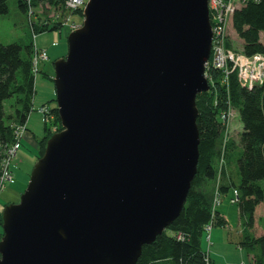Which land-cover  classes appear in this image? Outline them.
Returning a JSON list of instances; mask_svg holds the SVG:
<instances>
[{"label":"water","instance_id":"95a60500","mask_svg":"<svg viewBox=\"0 0 264 264\" xmlns=\"http://www.w3.org/2000/svg\"><path fill=\"white\" fill-rule=\"evenodd\" d=\"M209 0H88L54 62L62 131L4 207L0 264H137L180 215L208 93Z\"/></svg>","mask_w":264,"mask_h":264},{"label":"trees","instance_id":"16d2710c","mask_svg":"<svg viewBox=\"0 0 264 264\" xmlns=\"http://www.w3.org/2000/svg\"><path fill=\"white\" fill-rule=\"evenodd\" d=\"M15 5L30 23L33 42L28 45L0 43V164L10 145L16 142L12 126H25L29 114L34 111L33 58L36 50L40 51L35 48V37L45 32L62 31V21L56 22L48 14L58 9L63 14L65 0H32V6L42 5L43 8V18L37 19L32 18L29 3L25 0H16ZM76 12L81 13L80 9ZM8 14V0H0V17ZM232 29L242 41L241 52L245 56H264V42L260 38L264 34V0L249 1L235 11L232 15ZM226 47L231 48L229 43ZM212 74L215 80L219 78V73ZM215 84L208 93L196 97L199 156L197 173L183 209L179 217L152 244L142 248L137 264H212L206 261L207 255L201 240L204 228L210 221H215L216 226L224 225L217 216L219 213L213 208L214 197L210 187L216 181V167L221 159L226 164H234L239 175V181L235 184L223 167L217 188L221 195H226L231 187L238 194V217L242 228L239 247L252 256L251 264H264V234L258 237L251 234L256 209L262 205L264 210V83L252 89L244 88L233 72L228 78L227 87L221 85L219 80ZM8 99L14 100L11 106L13 113L6 115L4 103ZM228 108L237 111L242 130L238 145L230 142L227 149L223 150L219 144L224 138L225 128L218 116ZM48 116L52 117V124L61 129L55 105L45 115L44 136L39 142L40 151L37 153L39 159L51 135ZM214 211L217 214L213 219ZM2 235L1 230L0 237Z\"/></svg>","mask_w":264,"mask_h":264},{"label":"rangeland","instance_id":"374dc122","mask_svg":"<svg viewBox=\"0 0 264 264\" xmlns=\"http://www.w3.org/2000/svg\"><path fill=\"white\" fill-rule=\"evenodd\" d=\"M82 1L84 2V4H86L88 2V0H82ZM15 3H16V0H8L9 14L7 16L0 17V43L3 45H8V44H12V43L28 45V44H30L31 41L33 42L31 30H30V26H29L30 23H29L28 19L23 14L18 12V10L16 9ZM237 3H240L239 0H232L231 1L232 5H236ZM241 4H242V1H241ZM41 7H42V5L34 6L33 11L35 9L36 12H40L39 8H41ZM45 7L48 8V5H45ZM35 11H34V13H35ZM76 11H74L75 12L74 13V12H71L70 10H64V13L65 12H67V13L62 14L61 9H58V10H51L48 15L51 17H55V18L60 17V19L62 20L61 30L63 31L64 35L68 36L70 33L75 32L78 29H80L82 27V24L84 21L83 16H81V19L76 18V17H72L74 14L78 13ZM80 11L83 15V10H80ZM39 15L42 16V13H39ZM41 18H43V17H41ZM52 33L53 32H45L42 36H40L42 38H40V37L36 38L35 37L36 40L34 41V43H36L38 45L41 42L47 41V37H50V35ZM39 35H41V34H38L37 36H39ZM260 38H261V41L264 42V34L263 33L260 35ZM224 40L229 42V46H231V49L233 51H235L237 53H242L241 52L242 41L236 36V33L233 31L232 19L230 20V18H228L225 22ZM64 42L66 43V46H67V40L63 36L62 39L60 40V46L61 47L65 46ZM67 50H68V47H67ZM60 51H61L60 48L54 49V53H58ZM215 53H219L218 50L215 51ZM215 53H213V55H212V53H210V57H209V61H208L209 65H207V66L210 67L209 62L211 60L213 62V60L215 58H217V56H215ZM53 60H54V57L51 56L50 61L45 62L46 66H47V71H39V69L41 70V63L43 61H39L38 65L36 67V70H35L36 72L33 71L35 74V79L37 80V85H36L37 91L40 92L39 96L43 95L44 90H46V89H51V90L54 89L53 79L55 76H54V64H53L54 61ZM48 70H49V73H48ZM215 71L217 73H219V71H217L216 69H213V68L206 70V72H207L206 77L211 72H215ZM48 75L51 76L52 80H50L48 78L47 79L43 78V77H48ZM211 75H213V74L211 73ZM211 75H209V77H208V80L211 84L210 88L212 86L215 87L216 81L219 80L221 83L223 80V77L220 78V75L218 76L219 78L217 80H215L213 77H211ZM40 78H42L43 81H41L40 84L38 85V80ZM221 85L226 86L224 83H221ZM34 87H35V85H34ZM55 97H56V94L54 92V100H55ZM13 102H14L13 99H8L5 101L4 112L6 115L13 113V109L11 108V106L13 105ZM41 105H42V103L40 102L39 99H36L35 101L33 100V110L34 111H32L29 114V116L32 114L31 115V122H32V124H35L37 126V127H35V130H37V131L39 130V128L41 126L40 125L41 119H42V125L45 123V115L39 113V109L41 108L40 107ZM55 105H56V103L53 104L51 107H55ZM222 113L225 115L224 121L226 122L227 130H226V132L224 131L225 135L223 134V136H225V138H222V141H220V144H219L221 149H222L223 143L226 144V147H228V144L230 142L234 143L235 145H238L239 133L242 130V125H241L240 120H239V115L235 109L228 108L226 111H224ZM222 113L219 114V116H218L220 121H221V117L223 115ZM40 116H41V118H40ZM51 118L52 117L48 116V124H49L50 129H51V131H50L51 135L48 138V140L52 136H54V135H56L62 131V128L58 129L57 126L52 124ZM19 126L20 125H13L12 126L13 130L17 131L19 136L16 138L15 144L10 145V147L8 149V151L10 149L14 150V153L11 157V160H10V163L8 166L10 180L8 181V183L5 184L4 188L0 192L4 191L8 186L14 184L15 182H16V184L17 183L19 184L21 177L30 176L34 165L39 160L37 155H35V152L33 150H31L27 145L21 146L23 139L29 137L31 134L29 135V133H28L29 131L27 130L26 124L24 127L21 126L22 128H20V129L18 128ZM223 127L225 128V126H223ZM14 136H15V134H14ZM31 136H33V135H31ZM43 136H44V129H43ZM40 141H41V139H39V140L36 139V142L38 145L37 153L40 151V146H39ZM47 141H46V144H47ZM16 145H18L17 148H15ZM20 147H21V149H20ZM44 150H45V148H44ZM8 151H7V155L5 157L8 156ZM222 164L223 163L221 162L216 167V170H217L216 181L210 187L212 189L211 191H212L213 197H214V199H213L214 205L213 206H214L215 210L217 211V209H221L224 212L223 213L224 216H223L221 213L218 212L219 213V215H218L214 211L213 219L215 218V216L217 214V216L220 217L221 220L223 221L224 225L223 226H218V225L216 226L215 221L214 222L211 221L210 225H208L204 228L202 240H201V245H202L203 250L206 252V255H207L206 261L208 263H212V264H251V262L248 261L249 258H248L247 252L244 249L239 247V242L242 240V236H241L242 228L240 226V220L238 217V208H237L238 197L236 195L237 192L234 191L233 187H231V188H229L226 195H221V194L219 195L218 193H216L217 188H218V184H219L218 181H219V177H220V165L222 166ZM0 167H1V165H0ZM224 167L227 171L228 176L233 180V182L235 184H237L239 181V175H238L236 166L234 164H228V163L226 164L225 163ZM28 179H30V177ZM27 182H29V181L27 180ZM27 184L23 190V193L27 187ZM17 185H15V186H17ZM8 205H11V204H8ZM8 205H6V206H8ZM13 205H15V204H13ZM1 216L2 215H0V217ZM255 221H256V223L254 224V228L251 231V234H252V236L257 237V236H260L262 234V232L264 231V210H263L262 205H260L256 209ZM1 230L2 229L0 226V233H1ZM1 238L2 237H0V240H1Z\"/></svg>","mask_w":264,"mask_h":264},{"label":"built area","instance_id":"2783aa9c","mask_svg":"<svg viewBox=\"0 0 264 264\" xmlns=\"http://www.w3.org/2000/svg\"><path fill=\"white\" fill-rule=\"evenodd\" d=\"M231 1L232 0L208 1L209 20H210L211 33H212L211 53L213 55V53H215V51L217 50L219 53H215V56H217V58H215L213 62L212 60L210 61V67L207 66L209 65L207 63L206 70L213 68L219 71L220 73H222L224 77L221 83H224L225 85H227V78L233 72H235L239 84L244 88L252 89L255 86L262 85L264 83V56L254 55L252 57H247L243 53H237L233 51L231 48L226 47V45L229 42L224 40L225 22L228 18H230L231 20L234 12L240 9L241 7H243L249 0H239L240 3H237L236 5H232ZM252 1H257V0H252ZM81 5H82L81 9H83L85 4L83 3L82 0H65L64 7L65 10H70L71 12H74L76 10L78 11L79 10L78 7ZM54 19L57 21L58 17ZM59 21L62 20L60 19ZM45 60H47L45 51L36 50V53L33 58V71L36 72L35 70L39 61H45ZM39 113L46 115L48 113V109L45 107H41L39 109ZM224 118L225 115L223 114L221 117V124L225 126V132H226L227 127ZM22 127L19 126L18 128L20 129ZM14 134L16 139L19 135L15 130H14ZM17 146L18 145H16L15 148H17ZM225 148H226V144L223 143L222 149L225 150ZM13 153L14 150L10 149L8 151V156L1 161L0 191L4 188L5 184L8 183V181L10 180L8 166ZM221 162L223 164L222 166L220 165V170L224 167V164L226 163L224 159H221L220 163ZM216 193L220 195L218 191H216Z\"/></svg>","mask_w":264,"mask_h":264},{"label":"crops","instance_id":"0c3cea01","mask_svg":"<svg viewBox=\"0 0 264 264\" xmlns=\"http://www.w3.org/2000/svg\"><path fill=\"white\" fill-rule=\"evenodd\" d=\"M72 17H76V18L81 19V15L79 13L73 15ZM43 34L36 36V38H39ZM63 36L65 37V39L67 38V36L63 34V31H60L59 33L53 32L50 35V37H47V41L41 42L38 45L36 43H34L35 48L45 51L46 56H47V60H45L41 63V70L39 69V71H47V66H46L45 62L50 61L51 56L54 57V60H53L54 62L59 60V59H62L66 56V53H67L66 43L64 42L65 43L64 47L60 46V40L62 39ZM36 38H35V40H36ZM40 38H42V37H40ZM55 48H60L61 51L58 53H54ZM48 73H49V70H48ZM43 78H46V79L48 78L51 80V76H49V75H48V77H43ZM41 81H43L42 78H40L38 80V85L40 84ZM34 85H35V95H34L33 100L35 101L36 99H39L40 102L42 103L41 106L45 105L46 103H48L49 101H51L54 98V92H55L54 89H52V90L46 89V90H44V94L39 96L40 92L37 91V87H36L37 80L36 79H35ZM50 108H53V107H50ZM31 115L29 116V118L26 122V127H27V130L29 131L28 132L29 135L31 134L33 136L30 135L31 137L29 136L27 138H24L22 143H21V146L27 145L31 150H33L35 152V155H37L38 145H37L36 139H38V140L42 139V137H43V125H42V119H41V124H40L41 126H40L39 130L38 131L35 130V127H37V126L35 124H32ZM40 118H41V116H40ZM20 149H21V147H20ZM29 177L30 176L21 177L20 182L18 181L19 184L17 183L18 185L15 182L14 184L8 186L4 191L0 192V212L1 213H2V211L6 205L17 204L20 201V196L23 193V190H24L26 184L28 183L27 180L29 181V179H28ZM15 185H17V186H15ZM217 212L221 213L224 216L223 210L217 209ZM1 213H0V215H1ZM262 234H264V231L262 232ZM241 235H242V230H241ZM248 258H249L248 261L251 262L252 256L248 255Z\"/></svg>","mask_w":264,"mask_h":264},{"label":"bare ground","instance_id":"6f19581e","mask_svg":"<svg viewBox=\"0 0 264 264\" xmlns=\"http://www.w3.org/2000/svg\"><path fill=\"white\" fill-rule=\"evenodd\" d=\"M249 1H252V0H249ZM248 1V2H249ZM25 2L26 3H29V8H30V10H31V12H32V18L33 19H37L38 17H43L44 15H43V8L41 7V8H39V10H40V12H36L35 11V9H34V11H35V13H34V11H33V8H34V6H32L31 5V3H32V0H25ZM247 2V3H248ZM84 3V2H83ZM86 5V4H85ZM85 7V6H84ZM81 8H82V5L81 6H79L78 7V9H80L81 10ZM39 13H42V16L41 15H39ZM35 15V16H34ZM51 17V16H50ZM52 18H55V17H52ZM59 20H60V17H58V19H57V21L56 22H59ZM60 31H55L54 33H59ZM209 61V60H208ZM210 63V62H209ZM216 72V71H215ZM212 73V72H211ZM211 73L209 74V75H211ZM206 74H207V72H206V70H205V78H206V80H207V82H208V85L209 86H211V84H210V82H209V80H208V77H209V75L206 77ZM219 75H220V78H222V77H224V75L222 74V73H220L219 72ZM211 77H213V75H211ZM229 78V77H228ZM228 78H227V84H228ZM51 80H52V78H51ZM53 83H54V79H53ZM35 84V83H34ZM258 86H260V85H258ZM54 91H55V87H54ZM52 100H54V98L52 99ZM56 103V100H54V102L52 103V102H48V103H46L45 105H43V106H41V107H45V108H47L48 110L49 109H51L50 107L53 105V104H55ZM195 178V177H194ZM194 180V179H193ZM193 182V181H192ZM192 185V184H191ZM191 188V187H190ZM237 195V197H238V194H236ZM254 223H256V221H255V219H254Z\"/></svg>","mask_w":264,"mask_h":264}]
</instances>
